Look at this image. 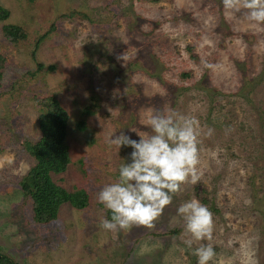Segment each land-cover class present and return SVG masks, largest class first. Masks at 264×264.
<instances>
[{"label": "rangeland", "instance_id": "obj_1", "mask_svg": "<svg viewBox=\"0 0 264 264\" xmlns=\"http://www.w3.org/2000/svg\"><path fill=\"white\" fill-rule=\"evenodd\" d=\"M0 7L10 13L0 21L3 255L16 264H198L194 250L205 244L216 252L209 264H264V25L243 11L227 15L222 0H0ZM54 22L36 53L43 68L30 76L35 40ZM4 24L24 28L27 41L10 44ZM34 96L55 97L69 117L71 164L54 180L89 195L86 209L62 206L57 220L41 225L16 185L32 164L24 140L38 137L43 113ZM86 104L96 108L79 132ZM164 108L199 121V179L182 186L154 228L105 232L100 219L109 210L97 193L132 152L108 138L123 132L138 141L131 129L150 133L148 110ZM192 198L208 201L214 228L190 247L177 209Z\"/></svg>", "mask_w": 264, "mask_h": 264}, {"label": "clouds", "instance_id": "obj_2", "mask_svg": "<svg viewBox=\"0 0 264 264\" xmlns=\"http://www.w3.org/2000/svg\"><path fill=\"white\" fill-rule=\"evenodd\" d=\"M226 14L245 15L255 26L264 25V0H222ZM118 59H125L123 53ZM146 126L150 133L134 129L139 140L121 132L108 138L107 143L120 149L130 147V163H122L116 181L105 185L97 193V201L111 212V218L101 217L105 232L126 230L132 226L155 227L173 196L187 183H196L200 162V124L195 116L184 115L170 108L149 109ZM211 130H209V134ZM177 214L184 222V230L194 242L210 240L213 234V214L198 199L182 203ZM198 264H209L216 256L211 245L200 244L193 253Z\"/></svg>", "mask_w": 264, "mask_h": 264}, {"label": "trees", "instance_id": "obj_3", "mask_svg": "<svg viewBox=\"0 0 264 264\" xmlns=\"http://www.w3.org/2000/svg\"><path fill=\"white\" fill-rule=\"evenodd\" d=\"M29 1L30 3L34 2V0ZM9 16V11L0 7V21H6ZM1 30L10 44L21 45L28 39L26 30L18 25L4 24ZM56 30L57 22H54L46 33L35 40L34 47L31 50V58L37 64L35 71L29 73L30 76L43 68L42 64L36 61V53L47 36ZM4 63L5 58L0 54V71L4 67ZM52 69L53 67H48V70ZM33 98L42 107L43 113L37 117L38 137L24 140L23 149L32 160V164L28 171L16 181V185L20 190L23 201L31 208L32 220L41 225L57 220L62 206L68 205L78 211L86 209L89 205V195L85 188L78 187L79 185L74 191L69 192L54 180V177L64 174L71 164L70 147L67 142L69 132L67 111L53 96L43 98L34 96ZM94 108H96V105L86 104L80 112L77 120V130L79 132L86 131V125L94 114ZM89 138V140H93L92 137ZM80 163L83 172L84 165L82 161ZM201 202L203 204L208 203L205 199H201ZM108 218H111L110 211L108 212ZM0 264L16 263L0 252Z\"/></svg>", "mask_w": 264, "mask_h": 264}]
</instances>
